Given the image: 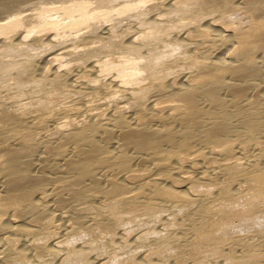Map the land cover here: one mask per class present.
Instances as JSON below:
<instances>
[{
    "label": "bare ground",
    "instance_id": "obj_1",
    "mask_svg": "<svg viewBox=\"0 0 264 264\" xmlns=\"http://www.w3.org/2000/svg\"><path fill=\"white\" fill-rule=\"evenodd\" d=\"M0 264H264V0H0Z\"/></svg>",
    "mask_w": 264,
    "mask_h": 264
}]
</instances>
